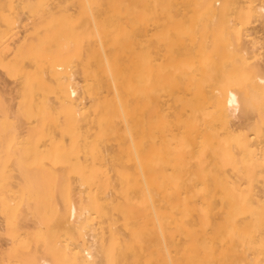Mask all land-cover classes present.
Returning <instances> with one entry per match:
<instances>
[{
  "label": "bare ground",
  "instance_id": "1",
  "mask_svg": "<svg viewBox=\"0 0 264 264\" xmlns=\"http://www.w3.org/2000/svg\"><path fill=\"white\" fill-rule=\"evenodd\" d=\"M256 21L264 0H0V181L24 201L4 212L43 224L4 256L264 264Z\"/></svg>",
  "mask_w": 264,
  "mask_h": 264
},
{
  "label": "rangeland",
  "instance_id": "2",
  "mask_svg": "<svg viewBox=\"0 0 264 264\" xmlns=\"http://www.w3.org/2000/svg\"><path fill=\"white\" fill-rule=\"evenodd\" d=\"M250 27V32L252 33V36L254 35L257 37L258 36V44L261 47L260 50L262 49L264 51V25L260 24V21L254 22V25H248ZM252 28V29H251ZM252 30V31H251ZM255 33V34H254ZM251 36V37H252ZM261 39H260V38ZM249 38V37H248ZM260 39V40H259ZM257 44V46H258ZM258 46V47H259ZM1 66H0V71H1ZM3 71V70H2ZM1 71V72H2ZM1 74V73H0ZM6 81H11L8 79V76H5L4 73H2V76ZM78 81L79 78H77ZM81 97V96H80ZM84 101L88 102V99L84 98ZM235 121V120H234ZM233 121V123H234ZM236 121L235 123H237ZM17 185L14 182V179H11L10 181L4 182L0 181V264H24L21 261H12L9 260V258L5 257L4 254L2 253V250L7 246L9 239H10V233L7 231L10 227L16 226L17 224H29L31 226H43L42 222L39 220V218L36 216L30 217L29 220L24 222L23 217L21 216L20 218H17L15 215H12L10 218H7L5 216L4 212V203H7L9 206H14L17 203L24 202L23 197H22V192L21 189H18L16 187ZM86 187V186H85ZM73 189H74V198H70L67 203L68 205H72L73 203L77 204V206H83L84 198H86L85 194L79 195V191L83 189V187L79 186L77 183L73 184ZM30 199V203L34 204L36 203L37 197L32 196ZM64 197L60 195H56V201L62 205L64 201H62ZM66 203V202H65ZM63 203V204H65ZM94 223V222H93ZM98 229L97 224H92L88 226H84L81 229H79L81 232L76 233L74 236H61L62 239H66L65 241L68 242L66 244L72 243L71 241L74 242H83L85 239H88L89 234H92L94 231ZM78 232V230H77Z\"/></svg>",
  "mask_w": 264,
  "mask_h": 264
}]
</instances>
